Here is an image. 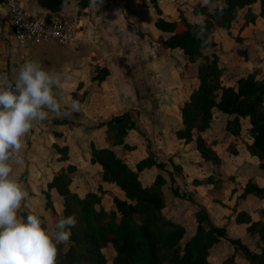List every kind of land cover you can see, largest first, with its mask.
Listing matches in <instances>:
<instances>
[{"label": "crops", "instance_id": "obj_1", "mask_svg": "<svg viewBox=\"0 0 264 264\" xmlns=\"http://www.w3.org/2000/svg\"><path fill=\"white\" fill-rule=\"evenodd\" d=\"M138 1L103 0L100 8L89 7L81 10L79 0H70L62 13L81 12L84 16L85 28L76 45L61 47L56 43H49L30 46L20 51L13 39L5 0H0V78L11 79L13 69L27 61H35L46 70L54 71L67 78L66 87L63 90L65 98L74 99L75 94H78V98L87 95L81 113L74 114L70 120L54 117L46 120L37 124L24 138L22 153L24 165L15 167V177L29 192L30 199L19 210V215L21 216L23 212H34L50 217L52 210L45 208L44 192L47 190V184L53 180L56 174L67 172L70 166L76 167V172L70 174L74 178L73 192L84 197L87 193H96L100 187H103L106 194L100 195L104 198V202L105 199L108 200V207L106 203L104 205L108 211L114 210L112 197L124 199V193L117 186L103 181L102 167L92 163L91 145L95 144L101 149H114L121 159L136 170V165L149 156L147 143L139 136L138 123H136L137 127L129 132L126 139V143L136 149L132 152L125 151L122 146L113 145V141L108 136L106 123L113 117H120L126 113H132L135 122L140 116L145 117L147 114L146 105L142 106L140 100L141 103L146 101L143 100L141 92L148 96L149 102L154 100V102L161 103L163 99H168L167 96H172V101L169 100L170 102L166 106V116L172 118V115H175L173 121H176L175 125L178 127L167 133L171 136L164 139L167 140L166 151L158 152L160 158L173 159L176 165L183 168V175L176 176L182 191L191 194L197 203L207 209L214 225L227 228L229 239L240 240L252 252L259 253L263 245L259 236L248 232V224L236 222L240 212H246L254 222H264V200L253 195H249L245 199L241 198L247 184L251 181L264 188V169L261 168L259 157L252 155L248 148L253 146L254 142V138L250 134L251 120L241 119V136L235 137L226 129L228 121L233 120L234 116L225 115L218 109L213 110L214 120L211 128L202 136L213 144V150L220 159V165L206 162L198 152L195 142L187 144L185 140L177 139L176 133L184 128L181 109L190 99L192 93L178 105L176 98H180L185 90L182 85L171 86L168 79H173V77L165 80L159 67L156 66V61L146 59L145 56L144 58L137 57L133 53L130 55L131 60L128 63H125L124 60L121 62V49L125 50L123 47L128 45L129 35L132 33L141 35L139 48L150 47L148 50L150 51L151 48L158 46L152 39H147L148 35L151 37L154 34L149 30L148 32L144 31L140 26L137 27L138 29H130L129 32L123 30L124 33H121V13L125 6L136 5L140 21H144L147 17V15L143 16V12L153 16L152 8L147 4L140 7L137 4ZM22 2L29 17L46 16V12L38 6L37 0H22ZM173 2L180 4V9L183 10L185 17L191 22L197 23L194 8L201 4V0H158L164 17L178 20L181 13H178L177 5L175 6ZM253 10L255 14L259 15L260 5L253 6ZM244 14L245 12L240 14L230 32L218 29L215 33L216 46L205 51V55H209L210 58L214 55L220 58L221 65L226 69L223 83L227 87H237L238 80L252 74L256 76L257 81L264 80V19L259 17L255 24L242 30ZM154 16L155 19L152 23L155 27L157 19L155 12ZM165 35L167 37L164 41L168 38V35ZM145 43L146 45H144ZM13 49H15V53H13ZM131 49L133 48L126 50L130 51ZM169 54H177L183 59L186 66H195L197 71L198 67L203 64L198 61L196 64L188 63L187 65L188 60L180 51L167 53V55ZM155 57L156 54L153 58ZM163 60V69H168L167 71L171 75L174 70L176 74H180L181 71L178 70L177 65L172 64L171 61H168L169 59ZM150 64L152 72H146V68H144L143 74L140 70L143 67L149 68ZM185 65L182 66L183 70ZM102 68L108 69L110 75L105 82L100 83L96 80L98 74L96 71ZM156 71H160V74ZM227 73L231 74L230 81L225 80ZM198 85L199 80L195 89ZM163 107V105L160 106V108ZM138 109L144 110L143 113L136 114L135 111ZM171 109L173 114H168V110ZM261 110L264 112V105ZM174 111H177V114ZM195 135L197 136L198 133L195 132ZM58 148H68L67 161L61 160L62 154ZM235 151L237 154H234ZM158 172L156 168L142 172L140 180L144 183L143 186H152ZM209 178L213 179L212 182L206 181ZM167 180L168 184L164 188L167 208L164 215L168 220L183 225L187 229L186 239L188 240L197 231L196 208L188 201L176 200L173 193L168 197L167 190L171 183L170 179ZM195 181H199L201 184L197 186ZM51 194L57 210L63 216L64 205L61 197L55 192ZM47 227L48 230L54 228L51 220L47 222ZM70 246V243L66 244L67 249ZM103 252L110 262L117 255L112 245H109ZM233 253L234 248L231 243L224 239L217 246V251L209 258V261L212 264H224ZM236 262L248 264L240 254L236 255Z\"/></svg>", "mask_w": 264, "mask_h": 264}, {"label": "trees", "instance_id": "obj_2", "mask_svg": "<svg viewBox=\"0 0 264 264\" xmlns=\"http://www.w3.org/2000/svg\"><path fill=\"white\" fill-rule=\"evenodd\" d=\"M70 0H37L38 6L46 12L47 18L52 14L62 13ZM156 11L157 19L155 28L168 38L162 48L166 52L180 51L184 54L189 64H196L203 60L198 67V87L190 95L181 109L183 129L176 133L179 140L187 144L195 142L197 150L206 162L220 165V159L202 134L207 132L214 120L213 110L234 116L228 121L226 129L235 137L241 136V119H250L252 128L251 136L254 138L253 146H249L252 155L258 156L261 168L264 169V80L257 81L254 74L237 81V87H227L223 83L226 69L221 65L220 58L205 55V51L216 46L215 33L218 29L230 32L235 21L242 12H245L242 30L255 24L259 17L264 19V0H223L225 12H209L201 4L194 8V14L199 12L203 17L207 32L212 36V43L201 50L199 41L192 36L195 22H191L183 13L178 20L167 19L158 5V0H151ZM259 4V15L255 14L253 6ZM82 10L89 8V0H79ZM246 56V55H245ZM96 80L105 82L110 75L106 68L97 69ZM82 88V86H80ZM86 94L78 98L85 103ZM109 139L114 146H122L125 151H134L126 143L129 132L134 130L136 122L132 113L120 117H113L106 123ZM195 132L198 135H195ZM196 136V137H195ZM153 144V143H152ZM150 150V146L148 147ZM62 161L68 160V148L60 149ZM149 156L132 169L126 161L121 159L114 149H101L95 144L91 145L93 164H99L103 169V181L117 186L123 193L124 199L112 197L115 209L108 211L104 205L105 195L103 187L98 192H89L80 197L73 192L74 178L70 174L76 172V167L70 166L68 171L56 174L47 184L44 192L46 209H51L50 217L34 212H23L21 217L28 214L39 216L48 229L47 222L52 221L53 226L61 217L74 215L77 226L72 229L69 250L66 245L59 246L58 264H108L103 252L112 245L117 255L112 264H212L209 258L217 251V246L222 240H228L234 248L224 264H241L236 262V255L240 254L248 264H264V222H254L246 212H240L236 218L238 224H248V232L258 235L263 245L259 253H254L240 240L229 239L228 230L213 224L207 209L197 203L194 197L182 191L176 177L183 168L176 165L173 159H162L154 152L149 151ZM234 154H237L235 151ZM158 169V175L152 186L144 187L140 181V174L145 170ZM172 182V191L177 200L188 201L196 207L195 219L197 231L193 237L186 239L187 229L183 225L168 220L164 211L167 200L164 188L168 184L165 174ZM212 178L206 180L212 182ZM201 182L195 181V185ZM52 192L58 194L64 205L63 216L57 210L52 197ZM253 195L264 200V188L252 181L249 182L242 195V199ZM264 215V211H263ZM67 243V244H68Z\"/></svg>", "mask_w": 264, "mask_h": 264}, {"label": "clouds", "instance_id": "obj_3", "mask_svg": "<svg viewBox=\"0 0 264 264\" xmlns=\"http://www.w3.org/2000/svg\"><path fill=\"white\" fill-rule=\"evenodd\" d=\"M103 0H89L100 8ZM209 12L223 15V0H201ZM192 36L201 50L212 43L199 12ZM15 53V49H13ZM67 78L46 70L40 63L27 61L13 69L11 79L0 78V264H58L60 245H66L77 226L74 215L61 217L51 230L37 215H19L30 199L29 192L15 177V167H23L24 138L51 118L70 120L83 111L78 99L65 98Z\"/></svg>", "mask_w": 264, "mask_h": 264}, {"label": "rangeland", "instance_id": "obj_4", "mask_svg": "<svg viewBox=\"0 0 264 264\" xmlns=\"http://www.w3.org/2000/svg\"><path fill=\"white\" fill-rule=\"evenodd\" d=\"M121 1H123V0H121ZM128 1H131V0H128ZM133 3H134V1H133ZM173 3L175 4V6L177 5L178 13H184L183 10L180 9V4H176V2H173ZM137 4L140 7H144L143 5L147 4L148 7L152 8L153 16L150 14H145L146 12L145 13L143 12V16L146 17V15H147V17L144 21L143 20L140 21L141 19H139V16H138L137 6L134 4L131 6H129V5L125 6L124 10L126 9L127 11L125 12L124 10H122V13H121V33H124V32H122L123 30L124 31L126 30L129 32L130 29H138L137 27L140 26V27H142V29L144 31L148 32V30H149V32H152L154 34L151 37L148 35L147 39H152L153 42H156L158 44V46L151 48L150 51H148L150 49V47L139 48L140 47L139 39L141 38L140 37L141 35L138 36L135 33H132L129 35V43H127L128 45L127 46L124 45L125 47H123V49H125V50L123 51L121 49V62L124 60L125 63H128V61L131 60L130 55L131 54L133 55V53H135L137 57L144 58V56H145L146 59L148 58L149 60L151 59L152 61H156L157 62L156 66H157V68L159 67V70L162 72L165 80L170 78V77H173V79H168L169 80L168 83L171 86H175V85H182L183 86L185 92L181 95L180 98H176L178 105H180L181 102L183 100H185L187 98V96H189L193 92L195 87L197 86V83H198V80H196L197 79V70H196L195 66L194 67L186 66L185 65L186 63H184L183 59L180 56H178L177 54H171V55L169 54L171 56V58H170L169 55H167V53H169V52H166L163 50L162 45L164 43L165 37H167V36L165 34H162L161 32H159L153 26L152 22L155 19L154 12L156 13V11L154 9V6H153L151 0H139ZM77 14L83 15L81 12H78ZM148 17H153V18H148ZM147 39H145V40H147ZM144 45H146V43ZM151 45L153 46L152 43H151ZM128 48H133V49H131L130 51H127L126 49H128ZM155 54H156V57L153 58L155 56ZM172 55H173V58H172ZM164 57L166 59H169L168 61H171L172 64L177 65L178 70L181 71L180 74H178V73L176 74V71L174 70L172 75H171V73H169L167 71L168 69H163L162 63L164 61L163 59H165ZM161 60H162V62H161ZM202 63H204V61L200 60V64H202ZM183 64L185 65L184 70L182 69ZM187 65H188V62H187ZM151 67L152 66L150 64L149 68L143 67L140 71L144 74V68H146L145 69L146 72L148 71L149 73H151L152 72V70L150 69ZM168 67H170V66L168 65ZM160 71H156V73L160 74ZM231 78H232L231 74L227 73V77L225 80L230 81ZM141 93L143 94L142 95L143 100H145L146 102L141 103L142 101L140 100V104H142V106L146 105V113L147 114L145 117L140 116L136 120V123H138V125L140 127V131H139L140 135L139 136L147 143L148 147L150 146L151 149L150 150L148 149V153H149V151L152 150V152H154L158 157H160L158 152L164 153L166 151L165 148H166L167 140H164V139L167 137L170 138V136H171L170 134H167V133H170L169 130L173 129V131H174L178 127L175 125L176 121H173L175 119V117H174L175 115H172V118H170V116H166L167 115L166 106H167V104H169V102H170L169 100L172 101V96L171 97L167 96L168 97L167 100L163 99V101L161 103H157V102H154V100L149 102L148 96L145 95V93H143V92H141ZM161 105H163L165 107V109H164V107L160 108ZM139 109L137 111H135L136 114H138V113L140 114V112L143 113L144 110H142V109L139 110ZM172 111H173L172 109L168 110V114H173ZM174 113L177 114V111H174ZM216 120L218 121V119H216ZM148 127H149V129H147ZM163 136H164V138H163ZM183 172L184 171H182L178 175L176 174V176L177 177L182 176ZM165 176L167 177V179H170L168 174H165ZM169 182L171 184L167 190V192L169 194L168 197H170L173 193L172 192V186H171L172 185L171 179ZM141 184L143 185L144 183H142V181H141ZM94 187H96V185H94ZM104 203H106V206L108 207V200L106 201V199H105ZM45 208H46V202H45ZM166 215H168V214H166ZM231 240H233V239H231ZM67 250H69V249H67L65 247V251H67ZM112 263H113V261L110 262L108 260V264H112Z\"/></svg>", "mask_w": 264, "mask_h": 264}, {"label": "built area", "instance_id": "obj_5", "mask_svg": "<svg viewBox=\"0 0 264 264\" xmlns=\"http://www.w3.org/2000/svg\"><path fill=\"white\" fill-rule=\"evenodd\" d=\"M14 42L20 51L30 46L56 43L72 47L85 28L84 16L77 13H56L49 18L28 16L22 0H5Z\"/></svg>", "mask_w": 264, "mask_h": 264}]
</instances>
